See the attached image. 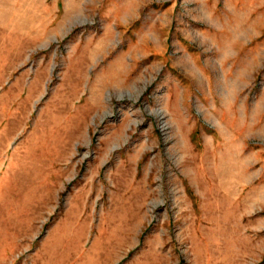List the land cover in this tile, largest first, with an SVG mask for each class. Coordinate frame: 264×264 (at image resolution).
I'll use <instances>...</instances> for the list:
<instances>
[{
  "label": "rangeland",
  "instance_id": "rangeland-1",
  "mask_svg": "<svg viewBox=\"0 0 264 264\" xmlns=\"http://www.w3.org/2000/svg\"><path fill=\"white\" fill-rule=\"evenodd\" d=\"M0 264H264V0H0Z\"/></svg>",
  "mask_w": 264,
  "mask_h": 264
}]
</instances>
